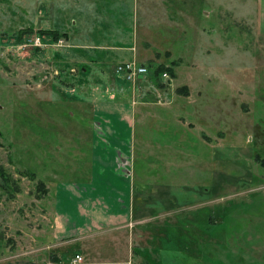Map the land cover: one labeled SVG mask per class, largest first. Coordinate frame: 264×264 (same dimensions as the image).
I'll return each instance as SVG.
<instances>
[{"label": "rangeland", "instance_id": "obj_1", "mask_svg": "<svg viewBox=\"0 0 264 264\" xmlns=\"http://www.w3.org/2000/svg\"><path fill=\"white\" fill-rule=\"evenodd\" d=\"M121 4L0 0V166L13 180L0 182V264H57L41 179L83 176L89 122L75 102L114 97L140 116L133 172L158 225L136 238L142 264H264V0ZM50 28L70 40L36 46ZM137 43L148 72L133 84L110 46Z\"/></svg>", "mask_w": 264, "mask_h": 264}, {"label": "crops", "instance_id": "obj_2", "mask_svg": "<svg viewBox=\"0 0 264 264\" xmlns=\"http://www.w3.org/2000/svg\"><path fill=\"white\" fill-rule=\"evenodd\" d=\"M74 1L78 5L80 3L82 8L87 6L97 10L96 6L101 5L109 8L106 6L108 0ZM114 1L119 2V6L113 9H119L121 3L128 0ZM171 2L163 0L164 7L169 8ZM144 28L146 31H143L145 36L142 40H151L149 34L152 30L146 24ZM66 33L64 39L67 42L70 35ZM130 37L127 36L129 40ZM110 47L116 50L115 55L129 57L127 60H119L117 65L134 57L141 63L138 58L141 46L138 43ZM78 61L87 63L85 59ZM89 62L87 65H92L93 69L103 68L98 66V60ZM115 99L87 101L82 98L75 102L82 105L77 107L80 113H88L84 116L89 122L88 129L79 141L80 146L86 147L81 148L84 158L80 160L83 176L76 182H52V187L41 179L51 189L54 198L48 242L51 244L48 248L53 250L54 262L57 264H66L76 254L83 256V264H133V261L142 264L147 248L141 250L136 238H139L140 243L142 234L158 227L148 226L151 223H147V220L151 218H148L145 201L149 192L138 190L133 172L135 129L140 116L132 102ZM159 192L160 188L156 189L155 194H161ZM154 199H158V196ZM138 232L141 235H137ZM28 260V264H42V261L34 258Z\"/></svg>", "mask_w": 264, "mask_h": 264}, {"label": "built area", "instance_id": "obj_3", "mask_svg": "<svg viewBox=\"0 0 264 264\" xmlns=\"http://www.w3.org/2000/svg\"><path fill=\"white\" fill-rule=\"evenodd\" d=\"M65 39H59L58 41H52L51 39H45L41 37L40 35H37L35 37V45L36 46H63ZM51 42V43H49ZM116 72L126 81L129 83L135 84L141 76H145L148 72L147 67L140 63L135 57L128 60L119 63L116 66ZM84 258L80 254H76L74 257H72L66 264H83ZM55 264V263H52Z\"/></svg>", "mask_w": 264, "mask_h": 264}, {"label": "trees", "instance_id": "obj_4", "mask_svg": "<svg viewBox=\"0 0 264 264\" xmlns=\"http://www.w3.org/2000/svg\"><path fill=\"white\" fill-rule=\"evenodd\" d=\"M32 29H27V30H23L22 33L20 34L21 36H19V38H22V36L26 33H31ZM41 37L47 39V37H50L52 41H58L59 39L65 38L67 36L66 32H61L59 30H52V29H47V30H42L39 34ZM161 67H158L155 71L156 73H159L161 71L160 69ZM0 182L1 184L4 182L5 183H13V180L10 178V176H8L5 172V170L0 166ZM41 186L44 187L45 183L41 182L40 183ZM17 190H19L17 188Z\"/></svg>", "mask_w": 264, "mask_h": 264}]
</instances>
